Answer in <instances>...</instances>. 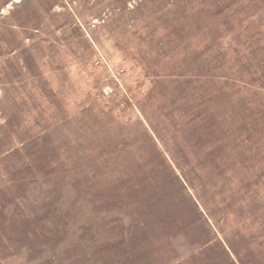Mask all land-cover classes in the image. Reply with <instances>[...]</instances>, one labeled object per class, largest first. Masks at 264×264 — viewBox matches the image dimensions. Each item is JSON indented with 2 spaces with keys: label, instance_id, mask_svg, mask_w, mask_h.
<instances>
[{
  "label": "rangeland",
  "instance_id": "374dc122",
  "mask_svg": "<svg viewBox=\"0 0 264 264\" xmlns=\"http://www.w3.org/2000/svg\"><path fill=\"white\" fill-rule=\"evenodd\" d=\"M0 264H264V0H0Z\"/></svg>",
  "mask_w": 264,
  "mask_h": 264
}]
</instances>
